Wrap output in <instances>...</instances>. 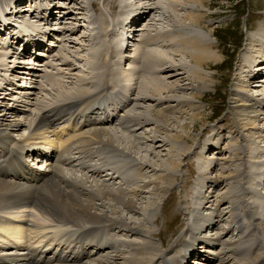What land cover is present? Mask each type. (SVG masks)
Returning <instances> with one entry per match:
<instances>
[{"label": "rangeland", "instance_id": "rangeland-1", "mask_svg": "<svg viewBox=\"0 0 264 264\" xmlns=\"http://www.w3.org/2000/svg\"><path fill=\"white\" fill-rule=\"evenodd\" d=\"M73 1L58 0L59 4L65 5V8H61L64 10V12L61 13H65V17L62 18L64 22L60 25H57L59 27L61 26V28L58 27V29L63 30V32L57 35V40L53 39L52 42L55 43V46L51 48V56H49L48 58H38L35 63L39 64L38 62H42V64H39V68H42L47 64L45 66V69L50 74L49 78L45 79V81H41V78L38 77L37 82L34 80H30L31 82H33L32 84L35 85L32 88L34 94H31L30 98H20L13 105V107L17 106V110L15 109L12 111L11 109H8L10 107H8L7 105H12L11 101L7 100L6 98H0V113L5 110V112H8L7 114L9 115L8 118H10V120L20 118L23 122L20 130L18 131H13V126L6 127V125H3V131H1L2 135L9 134L12 136L22 133L23 130L30 127L32 116L35 114L39 116V110L45 108L46 106L48 107L53 102H57L56 99L60 97L69 96L70 94L73 95L75 91H79L78 89H83V92L90 91L93 88L92 86H94L98 82L96 73L94 79L92 77V69L91 67H89L91 66V54L96 51L94 50V48L96 49V43H89L87 38L84 36L87 34L93 36L95 29H92L93 26L90 25L88 30H84V28H82L81 26V22L76 18V16L93 15L91 9L89 8V4L93 1L97 3V7L102 11H106L107 13L108 11H112L110 13L114 17L119 13V10L117 8H112L113 10L108 9L107 11L106 0H78V3L75 0ZM123 1L124 4L128 3V6H135L134 8L145 6L148 3V1L145 2V0ZM174 1L176 0H157L156 3L163 4V6L153 15V17H157L156 21H150V17L148 19L145 18L146 20H144L141 25L137 26L135 36L128 39L129 48H127V50L125 51H121V55L119 53V64L117 66L118 72L120 74H124H121L122 76H124V79L126 76V83H131L135 91L136 100H134V103H132L127 110L129 115H135V117H132L133 120H136L135 123L132 124V129L135 130H132L130 132L128 130L107 127L109 129H112L111 131L115 130L116 134L121 136L119 140H117L116 142L114 141L113 144H110V146L109 144L107 146H104L100 141V138H96L95 134H93L94 137L92 136L93 138L88 140H93L95 143L86 146V149L88 147L92 148V150H96L98 148L100 151L106 149H101V147H107L113 149L115 152L122 153V157L119 159H127L129 161L131 160L132 164L126 167V169H131L132 172H134L137 167L141 166V163H145L142 166V170L144 173L143 176H140L136 178L134 182L129 183V180L126 182V178H123L120 175L119 177L121 181L129 184H123L121 188H119V180H116L115 183L112 182V184L104 182V185L101 184V182L103 181V177L95 178V176H92L86 179V176L89 174H85L84 172H73L59 169L60 174L65 176H62L64 180L79 184L88 192H94L98 187L97 185H104L115 192H118L120 189H124V191L126 190V197H130L136 200L135 205L130 211L124 209L121 205L117 207L119 216H122L123 218L121 219L122 222L116 225L117 227H119L118 229H125L124 231H121V233L123 232L122 234L118 233V236L120 238L123 237L124 240H131L135 243H140L144 240H148L145 237L146 235L150 237L160 235V237L162 236L164 243L167 242L168 244V242L170 241V235L173 232L176 231L171 237L172 241L178 236V228H184V232L186 233L185 229L187 228V226L190 227V224L189 222H187V220L185 222L182 221L185 218H183L182 216L183 219H181V216L176 213L175 209L176 207H180L181 213H183V215L187 214V212H195V215H197L196 213L200 209V204H198L197 207H194L193 211V201L198 200L197 196L201 198V194L199 195V193H197L198 195L195 194L194 198V193L196 190L195 186L194 188L185 190V179L188 173L192 175L194 174L195 182L198 183V189H201L200 186H204V188L209 187V189L211 187L212 189V184L208 183L212 180L214 182H217V184L221 183V186H218L216 193L213 195L218 199L219 195L221 196L226 193L229 194L226 198L227 201L225 202H228L226 205L233 202V204L231 203L234 206L232 213L236 216H238V212L242 210L240 208V204L243 202L252 201L253 203L254 201L264 204V87L262 86L264 85V82L260 81L261 78H264V74H259L260 76L256 78L254 82H250L252 79H250L249 75H247L248 71L245 72L246 68L244 67L243 60V57L245 58L246 56H249L252 58V61L253 58H256L254 60V62H256L259 60L258 56H261L262 54L261 50H256L258 45H252L254 48L251 45L249 46L248 38L253 32V30H251V27L254 26L257 30L258 36L263 38L264 41V0H218V2L212 6H201L196 3L188 2V0H178L176 2ZM207 4H209V1L207 2ZM80 6H84V9L81 11L80 9H78ZM27 7L29 8L30 6L27 5ZM123 9L125 10V12L120 15L122 19H124L127 15L126 5L123 7ZM73 10H79V13L74 15V13L71 12ZM102 11H99V15L96 17L97 26H99L98 18ZM192 11H195L194 13H202L200 22L201 24L208 25L207 29L203 28L200 25L191 23L190 21L185 19L186 15ZM72 14L73 16H71ZM24 15L25 17H27L29 13L25 11ZM157 19L159 20L157 21ZM177 22L180 23V26L182 24L183 27L180 28L174 26V24H177ZM147 27L150 28L148 29V31L147 29H145ZM215 27L220 29L218 30V32H216L217 35H211L209 29ZM77 28H79V30H77ZM119 28V26H114L113 31L119 32V30H121V28ZM163 28L169 31V35H171L172 33L177 35L183 34V32L184 35L193 32H197L198 34L200 33V35H202L206 40L212 42L217 46L212 50V53L215 55H223V57L226 59V63H224L222 68L205 69L190 63L188 55L177 50L180 49L181 46L178 36V38L176 37L177 39L173 40V45H166L163 42H159L158 45L153 44L154 48H156L157 50L160 49L159 51L164 53L163 55H161L163 59L168 60L170 63H175V65L188 64L187 66L192 70H197L198 72L206 75L213 74L216 76L211 80H207L206 84L208 87L205 88L206 92H203V101H201L200 99L192 98L188 91L179 89L174 90L173 88H171L170 91L163 92L164 94L162 93V95H160L154 87H148V90L146 89L145 91H141L139 85L142 84V82L145 80L144 75L147 74H144L143 71H138V64L123 62L124 57H127L128 55H135L139 50H142L140 39L143 37V35L147 36L153 34L155 30ZM35 29L39 28L34 27L33 30ZM99 30L103 33V30L101 28ZM111 36L113 37V35L111 34L107 38L110 39ZM159 39H162V37ZM258 47L260 48V45ZM9 54L3 56L0 53V85H6V80L9 81V79L12 78L18 79V75H24L12 70V66L15 69L22 70L24 64H22V62H14L13 55L15 54H13L12 52ZM136 55H139V53H137ZM130 66L131 69H129ZM132 67L137 68V71H135ZM128 70H130V73L127 75ZM132 70L134 72L133 74H131ZM99 71L101 73L104 72V67L102 65H99ZM261 71L264 73V69ZM35 72L38 75H43L42 71L35 70ZM171 74V71H168L159 74V76L157 75V77L162 80L161 82L164 83V85H167L168 87H174L175 84L173 83V81L175 80V78L172 76L170 77ZM189 74L191 75L192 79H195V75L190 73L189 71L186 76H188ZM22 82L24 83V81ZM179 84L181 86L184 85L183 82ZM194 84L196 85L197 83L195 82ZM200 86H203V84L200 83ZM256 91H258V93H261V95H257L255 93ZM76 93L77 92H75L74 94ZM6 96L8 95H5V97ZM143 96L145 99L141 100ZM177 98L188 99L195 104H193L192 106L187 104L178 105V103L174 102ZM262 101L263 104H261ZM236 104H244L245 106H248L249 109L247 111H244L243 115H236L230 109V106H235ZM150 107L153 109L152 111H150ZM158 110L162 111L163 114H166L165 116L168 119L167 123L163 121L162 118H157L154 115V113L156 114L157 112H159ZM11 111L17 112L14 114ZM20 111H24L25 113H22ZM256 112L258 113V116H253ZM193 114L201 115L202 119L204 117H208V119L207 121L203 122L200 120L197 124H195ZM144 117L148 118L146 119V122L145 120L143 122L142 118ZM230 123H233L234 125L231 126ZM185 124H187L190 128L186 132L182 129V126ZM253 124L254 126H252ZM176 133L181 134L185 138L183 140H174L172 138V135ZM207 139L209 140V144L214 145V147L209 151H207L209 144H205V140ZM189 148L190 150L187 151ZM185 149L187 152L185 151ZM238 156H240L241 158ZM171 160H175L179 163H176L173 169H170L169 167V163ZM190 162H194V168L189 167ZM121 164L126 166L127 163ZM113 167L116 168V164L115 166H111L108 169H113ZM91 172L94 173L93 170ZM165 172H169L173 175V181L166 178L161 179V177L165 176ZM241 172L244 173L242 175H239L241 174ZM233 174L236 175L232 177ZM222 175L223 177H221ZM246 176L248 178L250 176V181L253 182H251V184L255 190L254 194L250 193V189H248L247 186L241 181V177ZM66 177H71L74 181L72 179L68 180L66 179ZM75 177L81 179L79 181L82 185L79 182H76L77 179ZM155 181H159L158 183L161 185L163 184L162 186L164 188H170L169 190H171V186L176 185V188L174 190L175 192L168 198V196H166L167 193L164 194L162 193V191H158L157 189H155L153 185V182ZM140 188L143 190V193L141 195H135L133 190ZM155 191L159 194H154ZM189 191H191V193H189ZM185 192L187 198L185 200V204L183 205L182 203L185 198ZM191 196H193V199ZM200 198L198 200L199 203L201 201ZM216 198H209L211 202H209L210 200H207L210 203V206L214 207L208 212L210 214L218 211L216 207L218 201H216ZM153 199H156V203L158 204V206H150V201ZM97 202L99 203V200ZM190 203L192 204V207L188 208V206L190 207ZM207 207H209L208 204ZM136 208L139 212H131ZM162 208L163 215L165 217H163L162 215ZM224 208L225 205H222L220 211L224 210ZM183 209L184 212L182 211ZM10 210L11 211L9 212L11 213L13 210ZM242 211H244L245 213L249 211L247 214L250 218L251 215H253L251 206L248 209ZM35 212L36 216H38L37 221H54L47 215L42 219L41 214H39L37 211ZM108 214L109 216H113V214L111 213ZM229 216L230 215H228L227 217ZM227 217L225 218L227 219ZM178 218L180 220H178ZM201 219L203 218L200 215L198 217V220L201 221ZM180 221L182 222L179 225ZM140 222L142 223L140 224ZM252 223L253 224H251V227L256 224V222ZM241 224V228H244V226H246H243V224ZM134 226H136L138 230L128 231L131 228H135ZM219 226L221 227V225ZM148 227H150L151 230H154L155 233L148 232ZM260 230L264 234L263 223L260 225ZM218 231L219 230H216L214 232L212 231V237H216L217 233L215 232ZM158 232L161 233L159 234ZM254 233L255 232H250L242 239V244L244 246L248 245L250 240L254 237ZM130 234L132 236H130ZM229 235L231 236V234ZM259 236H262L264 238L263 235L259 234ZM236 239L238 238L236 237ZM151 241L156 247L162 249V247H160V241L157 238H153L151 239ZM259 242L260 241L257 239L253 240V243H251L250 245L251 247L253 246L252 249H255L257 247H255V245L259 244ZM162 245L165 247V244ZM173 247L170 246L169 248V251H172L171 256H177L180 252H182V244L178 245L174 249ZM251 247L249 248L251 249ZM248 249L247 255L244 254V256L240 258H245L249 254V257H247L249 259H245L243 264H248L251 259V252L249 251L250 249ZM137 250L135 249V246L130 247L129 245L125 244L121 246V249L119 251H110L109 254L111 256L117 255L119 259H117L118 261H116L120 263L124 262L122 258L144 257L147 255L150 256L151 254V252L149 251H139V249ZM217 250L224 251V248L220 246ZM153 251L158 252L157 250ZM240 259L235 256L232 260H228L226 263H222V261L218 259L217 263L214 264H240ZM89 261H91L92 263H96V261Z\"/></svg>", "mask_w": 264, "mask_h": 264}, {"label": "bare ground", "instance_id": "bare-ground-1", "mask_svg": "<svg viewBox=\"0 0 264 264\" xmlns=\"http://www.w3.org/2000/svg\"><path fill=\"white\" fill-rule=\"evenodd\" d=\"M75 1L77 2L78 0H75ZM147 1H148L147 5L134 8L135 6H133V5L128 6V3L124 4L123 0H106V6L108 7L109 10H111L112 8H117L120 12L123 9V7L126 5V7L128 8V11H129L128 12V20L131 23L130 27H128V28L133 29V32H134V31H137V29H136L137 26L139 24L141 25V22H144V20H146L151 14H152L151 21H153V22L156 21L157 17H153V15L163 6V4L156 3L157 0H147ZM176 1H178V0H176ZM176 1H174V2H176ZM208 1H209V4H207ZM27 2L30 3L31 0H28V1L27 0H13L14 5L11 7H16L15 12H17L16 14H19V17L23 16L21 14V10H23V11L26 10V9H24V6H26ZM188 2L196 3V4H199L201 6H206V5L212 6V5H215L218 2V0H188ZM79 9H83V7H80ZM110 12H112V11H110ZM194 12L193 11L189 12L186 15L185 19L190 21L191 23L200 25L203 28L207 29L208 25L201 24V22H200L202 13L201 12L194 13ZM117 20H118L117 15L112 19V21H108L106 19V17L104 16V14L101 13L99 18H98V25L99 26H97V27H98V29L101 28L103 30V33L107 32V31H109V28L112 25V23L117 21ZM158 20L159 19H157V21ZM135 23H138V24L135 25ZM154 25H155V23H154ZM174 26L180 27V28L183 27V25L181 24V26H180V23H178V22H177V24H174ZM20 28L25 32L28 31V28L25 24L21 25ZM59 28H61V26ZM221 28H224V27H221ZM251 28H252L251 30H253V32L248 38V40H249L248 44H249V46L250 45L251 46L252 45L253 46L254 45L259 46L260 45V48L257 46L256 50H261L262 54H261V56H258L259 60L256 62H254V60L256 58H253V61H252V58L249 56H246L245 58L243 57V60H244V67L246 68L245 72L248 71L247 75H249V78L252 79L250 82H254L256 80V78L259 77V74L262 72L261 70L264 69V41H263V38L258 36L256 28L254 26H252ZM183 29H185V28H183ZM219 29L220 28H217V27L211 28V29H209V32L211 35H217L216 32H218ZM183 31H186V30H183ZM155 32L158 33L160 31L155 30ZM157 35L158 34H156V36ZM165 36H167L169 41H172V42L174 39H177L179 37L178 39H179L181 46H180V49H177V50L186 53L190 59V63L195 64L201 68H205V69L222 68L224 63H226V59L223 57V55H215L212 53L213 52L212 50L214 48H216L217 46L215 44H213L212 42H209L208 40H206L202 35H200V33L198 34L197 32H193V33H188V34L184 35V32H183V34L177 35V34L172 33L171 35H169V31H167ZM95 40H92L91 42H93ZM123 41H124V38L121 34L114 33V38H112L110 40L98 39L97 42H93V43H96L95 44L96 49L94 48V50H96V51L93 54H91V59H90L91 60V66L90 67L94 73V76L96 73V76L98 79V82L94 85L95 87L100 86L105 81L106 77H110L112 79L113 85H117L119 83V80H121L116 74V67H115L116 62L111 61L109 58L113 57L114 59H116L118 56V53L121 51V49L127 50V48H128L127 45L126 46L124 45L123 47H121V45H123V44H121V43H123ZM159 50H157L156 48H154L152 46L151 48L141 50V51L139 50L137 52V53L141 54V58L138 61L137 67H139V65H140L144 74H147V75H144L145 80L142 82V84L139 85L141 91L142 90L145 91L146 89L148 90L149 89L148 87H154V88H156L158 93L160 95H162L163 92L170 91L171 88H173L174 90L179 89V90L188 91L190 93V95L192 96V98L200 99L201 101H203V97H204L203 92L205 91V88L208 87L206 84L207 80H211V79L215 78L216 76L213 74L206 75V74L198 72L197 70H192L187 66L188 64L187 65H185V64L175 65V63L174 64L172 62L170 63L168 60L163 59V57L161 55H163L164 53L159 51ZM3 54L6 56V53H3ZM120 55H121V53H120ZM122 58H123V56H122ZM14 60L15 59H13V61ZM99 65H102L104 67L103 73H101L99 71ZM133 69L135 71H137V68H133ZM168 71H171V73H172L170 75V77L172 76L175 78V80L173 81V83L175 84L174 87H171V86L168 87L167 85H164V83L161 82L162 80L159 77H157V75L159 76V74L165 73ZM188 71L195 75V77H194L195 79H192L190 74L188 76H186L188 74ZM133 73L134 72L132 70L131 74H133ZM122 75H124V74H122ZM125 79H126V76H125ZM260 81L264 82V78H261ZM182 82L184 83V85L181 86L179 83H182ZM195 82L197 83L196 85L194 84ZM25 83H26V81H25ZM91 83H93V82H91ZM200 83H202L203 86H200ZM21 84H23V82ZM152 85H154V86H152ZM262 86L264 87V85H262ZM9 88H10V86H9ZM78 90L79 91L76 94L82 93L81 89H78ZM255 93L257 95L258 94L261 95V93H258V91H256ZM70 95H72V94H70ZM144 99L145 98L143 96V98H141V100H144ZM238 101H240V100H238ZM174 102L178 103V105L187 104V105L192 106L193 104H195L188 99H180V98H177ZM88 103H89V101H86L84 104L88 105ZM261 104H263V101L261 102ZM73 106L74 105H70L68 107L52 108L51 110H48L46 113H43L39 116L37 114H35L32 116V122H30V123L31 124L34 123V125H35L34 127L40 128V127L44 126L45 124L49 123L48 119L51 117L50 113L56 112L55 110L58 108H61L62 111H65L66 109H71ZM8 109H11L13 111V110H15V107L12 106V108H8ZM230 109L236 115H243V112L247 111L249 108H248V106H245L244 104H236L235 106L234 105L230 106ZM263 109H264V107H263ZM152 110L153 109L150 107V111H152ZM62 111H60L58 113H61ZM16 112L17 111H14L12 113L15 114ZM20 112L25 113L24 111H20ZM7 113L8 112H5V110L0 113V132L3 131L2 130L3 125H6V127H12L13 126L12 127L14 129L13 131L20 130V127L23 123L22 120L20 118L10 120V118H8L9 115ZM256 113L253 116H258V113L257 114ZM154 115L157 118H162L163 121H165L167 123L168 119L165 116L166 114H163L162 111H159L156 114L154 113ZM193 118H194L195 124H197L200 120L203 122V121H207V119H208V117H204L202 119L201 115H198V114H193ZM142 119H143V122H144V120L146 122V119H148V118L144 117ZM132 122H133V119H132ZM195 124H194V126H195ZM230 125L233 126L234 124L230 123ZM252 126H254V124ZM182 129L186 132L190 128L188 127L187 124H185L182 126ZM111 130L112 129H109L107 127H103V128H99V129L96 128V129L91 130V133H92L93 137H94L93 134H95L96 138L99 137L101 142H103V143L105 142L106 145L109 144V146H110V144H113L114 141L116 142L121 137V136L116 134L115 130H113V131H111ZM207 131H208V129H207ZM103 137H104V139H103ZM172 138L174 140H183L185 137H183L179 133H176V134L172 135ZM163 140H165V139H163ZM208 141H209L208 139L205 140V144H209ZM0 142H3V141L0 140ZM111 146H113V145H111ZM157 146H159V145H157ZM213 146L214 145L209 144L207 151L211 150L213 148ZM190 148L187 151H189ZM185 151H186V149H185ZM238 157H240V156H238ZM238 157H237V159H238ZM176 163H178V162L175 160H171L169 163L170 169H173ZM139 164H137V165H139ZM143 164H145V163H141L140 164L141 166L137 167L135 169V171L132 172L131 169L124 168L125 165L120 163V164L116 165V168L113 167V169L112 168L107 169V172H108L107 174H109L111 172V170L116 171L118 173V177L121 175L123 178H126L125 179L126 182L129 180V183H132L136 180V178L143 176V174H144L143 170H142ZM193 165H194V162H190L189 167L194 168ZM7 170H8V167H5L2 163H0V208H8V209L13 210L11 213L9 212V214L11 216L10 220L13 221L14 219L22 218L23 217L22 215L24 213H26L27 210L32 208L35 211H37L39 214H41L42 219L44 216L47 215L49 218L51 217L56 222H63L64 221V222L69 223L70 225H76L78 227L79 226H85V225L87 226L90 224L97 226L98 224H101L103 222H107L108 225L111 226L109 233L104 232V230H101V229L99 230L100 232L98 231V237L102 240V244L106 245V247H104L103 249H109L110 248L111 249L110 251H112V252H115L116 250L119 251L121 248V245H123L124 243L129 245L130 247L135 246V249L136 250L139 249V251L152 249V247L149 245V243L139 244V243L132 242L131 240L126 242V241L122 240L121 238L117 237L118 233H121V231L125 230L123 228L118 229L119 227H117V225H116V224H119L120 222H122L121 219L123 218L122 216H119V214H118L119 212H118L117 207L121 205V206H123L124 209L130 211V210H132V207H134L135 201H136L133 198L126 197V195H127L126 190L124 191V189H120L118 192H115V191L111 190L109 187L104 186L105 185L104 184V185H97L98 187L94 191L95 193L92 191L88 192L84 188H82V186H80L79 184H76L74 182H68V181L64 180V178L62 177L64 175L60 174L59 168L56 170L50 168L45 173L44 179L41 182H39L38 184L26 183V181H24V177L18 173L13 174L14 181H11V177L7 176L8 175ZM93 172L97 174L96 170ZM243 173L244 172H241V174H239V175H242ZM234 175H236V174H233L232 177H234ZM221 177H223V175ZM75 178L77 179L76 182L80 183L79 180H81V179H79L78 177H75ZM88 178H90V176H86V179H88ZM165 178L173 181V175L169 172L166 173L164 177H161V179H165ZM66 179H68V180L72 179L73 180V178H71V177H66ZM119 179H120V177H119ZM241 179H242L241 181L243 182V184H245L247 186V188L250 189L249 192L254 194L255 190L252 187V184H251L252 181H250L251 180L250 176H249V178L247 176L241 177ZM97 180H99V179H97ZM212 181L208 182V183H215V186L212 189H211V187H210V189H209V187L204 189L203 188L204 186H201L202 190H198V191L195 190L194 198H195V194L198 195L197 193H199V195L201 194V198L199 196H197V197H198V199L200 198L201 201H200V203L198 202V200H196L197 203H196V201H193V207L191 206L192 204L190 203L189 204L190 207L188 206V208L192 207V210L194 211L193 208L197 207V205L200 204V209L197 211L196 214L198 215V217L201 215L203 219H201V221H202L201 222L198 220L197 215H195V217L193 216L192 221L194 224L192 226L190 225V227L187 226L185 231L192 233V236L194 237V239L199 240L201 245L205 244L206 249H208V247H211V246L214 247L217 244L224 245V251L222 252V255L221 254L217 255L216 259L221 260L222 263H226L228 260H232L233 257L238 256V254H240L242 248L240 246V243L238 242L239 241L238 236H240L242 231H239V230L237 232H234V230L232 231V229L229 227V224H228L227 219L225 217H226V215L227 216L230 215L233 219H237L238 221L240 220L241 221L240 224L242 223L243 226L246 225V222L244 220H241V218H239L238 216L232 215V212H233L232 210L234 209V206L231 203L226 205L228 202L227 203L225 202V201H227L226 198L228 197L229 194L226 193V194L221 195V196L219 195L218 199L213 195L216 193L218 186H221V183L217 184V182H214V181L212 182ZM158 182H156V181L153 182L155 189H157L158 191L159 190L162 191V193H164V194L167 193L166 196H168V198H169L172 194V189L169 190L170 188H168V189L164 188L162 186L163 184L161 185ZM101 184H103V183L101 182ZM94 185H96V184H94ZM241 185H242V183H241ZM95 188H96V186H95ZM192 188H194V186H192ZM133 192L135 195H141L143 193V190L140 188V189L133 190ZM189 193H191V191H189ZM154 194H159V193L155 191ZM164 194H162V195H164ZM191 197L193 199V196H191ZM211 197L216 198V201H218L216 204L218 211L210 214L208 212H209V210L212 209V207L209 205L210 204L209 202H211V200L209 198H211ZM98 200H99V203L97 202ZM207 200H210V201L208 202ZM207 204L209 207H207ZM247 204L249 205V207L251 206V208H252L253 215H251V219L254 221L256 220L255 222L260 221V225L262 223L264 224V221H262V220H264V204H262L261 202H254V201H253V203H252V201L251 202H243L240 204V208L242 210L247 209V207H246ZM151 205L158 206V204L156 203V199H153L150 201V206ZM222 205H225V208H224V210L220 211ZM237 209H238V205H237ZM205 210H206V212H204ZM173 211H174V209H173ZM182 211L184 212V209ZM131 212L137 213L139 211L136 208L134 211H131ZM248 212H246V215H248L247 214ZM108 213L113 214L114 217L109 216ZM164 213H165V211H164ZM162 215H163V208H162ZM37 217L38 216L35 217L36 220H37ZM163 217H165V216L163 215ZM45 218H47V217H45ZM0 221H2V220H0ZM184 222H185V220H184ZM141 223L142 222H140V224ZM219 225H221V227L217 228V226H219ZM134 227L135 228H131L128 231L138 230V228H136V226H134ZM240 228H241V226H240ZM215 229H219V231L217 232L216 237H212L211 233ZM12 230H13L12 227H5V226L1 225L0 232L8 235L9 232H11ZM206 230H208V232L210 233L209 237L207 236ZM86 231H89V230H86ZM101 231H103V232H101ZM148 232L155 233V231L151 230L150 227H148ZM196 232L198 233V236L195 235ZM202 233H204V234H202ZM127 234H129V233H127ZM229 234H231V236ZM236 237L238 239H236ZM159 239L162 240L161 243L164 244L162 236ZM101 240H99V244L101 243ZM252 243H253V241H252ZM184 246H185L184 253H186V251L188 250L190 245H187L185 243ZM252 247H251V249L249 248L250 250L248 249L251 252V259H250L248 264H261V263L263 264L264 253L259 250L262 248V243L259 242V244H256L255 249H252ZM258 247H259V249H258ZM193 251H195V250H193ZM193 251L190 252V254L193 253ZM201 251L205 252V250H201ZM165 252H166L165 255H167L169 251L167 252L165 250ZM250 252H248V253H250ZM109 253L107 255H104L101 258H98L95 260L92 259V261H96V263H92L91 261H89L90 260L89 258L87 260H84V258L87 255L84 254L83 252L74 254L73 251H71L69 253L70 256H68L66 258H62L61 256H56V257H54L55 259H51L50 257H46V260L44 262H39L40 258L42 256V253H41L40 255H38L36 257V261L38 262V264H155L156 260L161 258V256H162L160 254L159 256L156 257L154 255V252H153L152 256L150 254V256L147 255L144 257H130L129 256L130 258H122V260L124 262L120 263V262H117L118 261L117 259H119V257H117V255L111 256ZM3 254H7V253H1L0 254V262L3 261V257H1V255H3ZM8 254H10V252H8ZM243 256L244 255L238 256V257L241 258ZM182 257L184 259L185 258L187 259V256H185V255ZM226 257H228V258H226ZM247 257H249V254ZM247 257L240 259L242 262V263L240 262V264H243L245 259H249ZM7 259H11V258L7 257ZM154 259H155V262H154ZM11 262H13V260ZM181 263H182V261H176L175 259H173V262H171L170 264H181ZM199 263L203 264V262H199Z\"/></svg>", "mask_w": 264, "mask_h": 264}]
</instances>
